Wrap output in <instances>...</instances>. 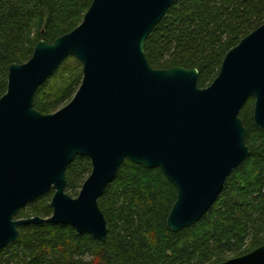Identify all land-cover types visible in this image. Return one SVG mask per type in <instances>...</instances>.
Wrapping results in <instances>:
<instances>
[{"label":"water","instance_id":"obj_1","mask_svg":"<svg viewBox=\"0 0 264 264\" xmlns=\"http://www.w3.org/2000/svg\"><path fill=\"white\" fill-rule=\"evenodd\" d=\"M175 0H92L82 22L9 67L0 97V250L27 224L71 225L107 239L99 198L128 159L160 168L177 189L170 230L196 224L250 154L240 117L254 98L253 119L264 129V22L225 55L207 87L199 70L154 68L146 41ZM69 56L82 64L81 85L57 111L34 107L38 88ZM88 156L92 171L77 196L66 192L68 165ZM53 192L49 217L17 218ZM264 264V244L223 262Z\"/></svg>","mask_w":264,"mask_h":264},{"label":"trees","instance_id":"obj_2","mask_svg":"<svg viewBox=\"0 0 264 264\" xmlns=\"http://www.w3.org/2000/svg\"><path fill=\"white\" fill-rule=\"evenodd\" d=\"M92 0H0V97L9 67L33 55L83 20ZM264 22V0H175L150 33L145 51L154 68H197L200 87L217 76L226 53ZM83 77L82 64L66 58L36 91L34 107L49 114L66 105ZM254 98L240 111L250 147L223 191L196 224L172 231L168 215L175 185L160 168L126 160L99 198L107 239L66 224H27L0 250V264H210L264 244V129L253 119ZM77 155L66 170V192L77 196L92 171ZM53 190L23 208L17 218L49 217Z\"/></svg>","mask_w":264,"mask_h":264},{"label":"rangeland","instance_id":"obj_3","mask_svg":"<svg viewBox=\"0 0 264 264\" xmlns=\"http://www.w3.org/2000/svg\"><path fill=\"white\" fill-rule=\"evenodd\" d=\"M232 257H233V256H232ZM232 257H231V258H232ZM234 257H235V256H234ZM229 259H230V258H229Z\"/></svg>","mask_w":264,"mask_h":264}]
</instances>
